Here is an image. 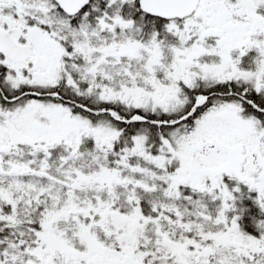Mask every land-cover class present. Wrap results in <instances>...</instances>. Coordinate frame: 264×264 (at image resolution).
Masks as SVG:
<instances>
[{
	"label": "snow or ice",
	"instance_id": "snow-or-ice-1",
	"mask_svg": "<svg viewBox=\"0 0 264 264\" xmlns=\"http://www.w3.org/2000/svg\"><path fill=\"white\" fill-rule=\"evenodd\" d=\"M0 264H264V0H0Z\"/></svg>",
	"mask_w": 264,
	"mask_h": 264
}]
</instances>
